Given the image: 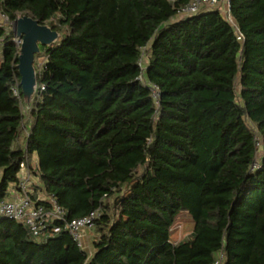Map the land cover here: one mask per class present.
Segmentation results:
<instances>
[{"label":"trees","instance_id":"16d2710c","mask_svg":"<svg viewBox=\"0 0 264 264\" xmlns=\"http://www.w3.org/2000/svg\"><path fill=\"white\" fill-rule=\"evenodd\" d=\"M189 2L0 0L10 22L61 34L35 55L26 115L20 44L0 25V201L26 161L37 205L52 197L67 221L99 212L93 251L63 221L37 242L0 217V264H213L221 249L224 264H264V0H229L231 20L178 18ZM148 45L159 105L139 79ZM181 220L189 235L175 241Z\"/></svg>","mask_w":264,"mask_h":264},{"label":"built area","instance_id":"2783aa9c","mask_svg":"<svg viewBox=\"0 0 264 264\" xmlns=\"http://www.w3.org/2000/svg\"><path fill=\"white\" fill-rule=\"evenodd\" d=\"M174 1V0H170ZM201 9L211 10V9H221L223 15L231 20L230 16V4L229 0H190V2L181 9L177 17L185 18L198 13ZM10 22L8 16L1 12L0 10V25H5ZM16 36L15 40L20 44ZM149 45L142 48V54L139 59V65L142 70V74L139 79L149 86L151 95L157 105H159L160 99V88L157 84L147 82L144 79V71L146 69L148 61ZM14 93L18 95V90L14 88ZM257 146L258 152L255 157L253 164V169L258 167L259 160L261 159V139L257 135ZM20 178L17 187L18 197L11 199L6 198L0 201V217H8L16 220L19 223L25 224L29 227L33 235L40 236L43 231L48 226V220L57 219L64 222V228L70 233L73 240L78 244L79 247L88 250L87 243L85 242L86 232L90 231L95 224V219L98 217V210L91 212L90 214L67 221L65 210L57 204V202L52 197H47V202L50 203L51 207L49 209L45 208L43 205H37L33 201L31 195L33 194V187L35 185L34 177L29 169L27 162L23 161L20 164ZM43 199V197H40ZM60 227H55L54 231H59ZM225 255L224 251L221 249L215 254V259L213 264H224Z\"/></svg>","mask_w":264,"mask_h":264},{"label":"water","instance_id":"95a60500","mask_svg":"<svg viewBox=\"0 0 264 264\" xmlns=\"http://www.w3.org/2000/svg\"><path fill=\"white\" fill-rule=\"evenodd\" d=\"M15 35L20 39L18 71L21 76V89L26 104L30 105L38 88L35 55L41 46H52L60 39V32L48 24H41L30 16L18 17L13 22Z\"/></svg>","mask_w":264,"mask_h":264},{"label":"rangeland","instance_id":"374dc122","mask_svg":"<svg viewBox=\"0 0 264 264\" xmlns=\"http://www.w3.org/2000/svg\"><path fill=\"white\" fill-rule=\"evenodd\" d=\"M13 24V23H12ZM11 23H6L5 25L7 27H9V30L13 31L14 32V28H13V25ZM15 34V32H14ZM16 36V35H15ZM20 40L19 38L17 39V41ZM45 61V57H39L37 59V66L41 67L42 64L44 63ZM25 102V101H24ZM23 112L24 114L28 115V104L24 103L23 105ZM39 181V180H38ZM181 223L177 224L176 227H175V235L173 237V239L175 241H178V240H182L184 239L185 237H187L189 235L188 232H184L183 229H184V226H183V221L181 220L180 221ZM35 240L37 242H43L45 240V237L44 236H41V237H38V238H35ZM88 246V245H87ZM89 250L90 247L88 246Z\"/></svg>","mask_w":264,"mask_h":264},{"label":"crops","instance_id":"0c3cea01","mask_svg":"<svg viewBox=\"0 0 264 264\" xmlns=\"http://www.w3.org/2000/svg\"><path fill=\"white\" fill-rule=\"evenodd\" d=\"M22 145L24 146V143H22ZM32 161H33V167L35 168L36 167V164H37V155H35V154L33 155ZM34 181H35V183L37 182V184L39 183V181H38L37 178H35ZM18 194L19 193H18L16 187H12L10 189V195H9L8 198H11V199L17 198L18 197ZM94 236H95L94 231L90 230V231H87L86 232L85 242L90 247L91 251H93V240H94Z\"/></svg>","mask_w":264,"mask_h":264}]
</instances>
